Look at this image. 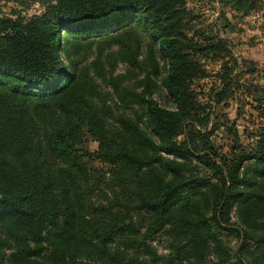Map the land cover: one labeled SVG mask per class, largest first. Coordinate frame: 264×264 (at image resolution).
I'll use <instances>...</instances> for the list:
<instances>
[{
  "label": "trees",
  "instance_id": "trees-1",
  "mask_svg": "<svg viewBox=\"0 0 264 264\" xmlns=\"http://www.w3.org/2000/svg\"><path fill=\"white\" fill-rule=\"evenodd\" d=\"M185 3L45 0L0 16V264H159L163 232L166 264H264V122L251 144L211 142Z\"/></svg>",
  "mask_w": 264,
  "mask_h": 264
},
{
  "label": "rangeland",
  "instance_id": "rangeland-1",
  "mask_svg": "<svg viewBox=\"0 0 264 264\" xmlns=\"http://www.w3.org/2000/svg\"><path fill=\"white\" fill-rule=\"evenodd\" d=\"M44 1L0 0V16L39 13ZM185 4L189 21L186 34L206 49L192 51L205 75L196 78L191 87L204 114H212L210 140L219 152H227L238 142L251 144L264 122V0H186ZM124 69L120 64L118 70ZM154 96L161 105L175 107L165 88H159ZM81 146L93 154L98 143L86 132ZM89 163L106 167L98 160ZM222 239L236 261L241 245L238 237L225 231ZM169 240L163 232L152 241L163 258L159 264L169 259ZM239 256L250 262L249 256ZM216 261L218 255L213 253L207 264Z\"/></svg>",
  "mask_w": 264,
  "mask_h": 264
}]
</instances>
